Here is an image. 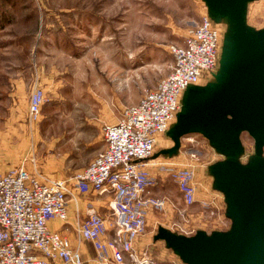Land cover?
<instances>
[{
	"label": "rangeland",
	"instance_id": "374dc122",
	"mask_svg": "<svg viewBox=\"0 0 264 264\" xmlns=\"http://www.w3.org/2000/svg\"><path fill=\"white\" fill-rule=\"evenodd\" d=\"M236 13L239 17V9ZM204 14L207 6L203 0H0V45L5 44L11 52L7 61H33L36 46L52 48L48 56L56 60L59 69V83L48 88L49 100L34 121L23 116L18 108L15 116L10 117L6 103H0V174L23 161L31 165L33 158L36 168L46 177L70 178L74 170L85 167L103 148L102 125L115 122L125 106L136 103L168 73L172 59L169 44L180 41ZM244 21L256 31L264 28V0L246 3ZM217 23L221 26V55L230 25L224 19ZM40 33L44 35L41 38ZM246 36L241 28V44ZM60 51L68 52L69 57H61L57 54ZM219 59L216 71L204 75L198 87L215 81ZM8 88L0 84V99ZM183 96L184 92L181 99ZM14 107H18V101ZM83 129L92 134L90 146L85 143L87 134L80 133ZM237 139L240 149L229 159L216 149L221 143L213 145L211 137L199 129L180 137V159L174 160L176 163L161 159L160 163L193 166L196 201L188 207L175 191L173 197L169 195L172 203L163 211L148 214L146 233L155 236L159 226L185 237L198 232L210 236L215 231H227L231 218L224 214V194L214 187L213 168L235 158L244 166H258L260 162L264 172V146L256 148L246 131H240ZM170 144L171 139L163 136L155 150ZM151 159L147 164L153 162ZM168 180L175 186L169 177ZM94 194V198L103 196ZM82 196L85 195L77 196L79 201ZM203 200L211 201V207L202 208ZM94 204L98 210L110 212L108 203L103 207ZM85 214L86 206L81 216ZM75 215L73 209L74 225L69 222L62 227H70L69 233H74L73 245H88L86 256L92 263L91 244L77 240ZM111 218L109 214L108 226ZM148 248L161 264H187L164 240L154 241Z\"/></svg>",
	"mask_w": 264,
	"mask_h": 264
},
{
	"label": "built area",
	"instance_id": "2783aa9c",
	"mask_svg": "<svg viewBox=\"0 0 264 264\" xmlns=\"http://www.w3.org/2000/svg\"><path fill=\"white\" fill-rule=\"evenodd\" d=\"M220 27L204 14L182 44H169V72L138 102L125 106L115 122L102 125L105 149L82 170L70 178L46 177L33 158L32 168L23 161L0 174V264H82L79 247L48 223H68L69 202L77 203L79 194L90 193L110 196L112 217L108 226L90 201L85 217L77 210V240L91 244L93 264H161L148 249L136 247L146 233L148 214L163 211L169 204L166 197L148 194L156 178L147 168V160L152 157L157 137L174 122L185 89L216 71ZM45 102L44 90L34 86L28 98L27 116L31 121L39 117ZM158 166L175 183L184 204L193 205V166ZM211 203L203 200L201 207L208 209Z\"/></svg>",
	"mask_w": 264,
	"mask_h": 264
},
{
	"label": "water",
	"instance_id": "95a60500",
	"mask_svg": "<svg viewBox=\"0 0 264 264\" xmlns=\"http://www.w3.org/2000/svg\"><path fill=\"white\" fill-rule=\"evenodd\" d=\"M203 1L207 14L215 22L226 20L230 30L224 36L215 81L185 89L177 121L167 130L175 143L169 152L183 134L199 129L213 145L221 143L216 149L232 159L240 149V131L249 133L256 148L264 146V28L256 31L245 25L250 0ZM241 28L247 33L242 44ZM235 160L213 168L214 187L224 194L225 215L231 218L229 230L185 237L160 226L154 236L187 264H264V172L260 162L244 166Z\"/></svg>",
	"mask_w": 264,
	"mask_h": 264
},
{
	"label": "crops",
	"instance_id": "0c3cea01",
	"mask_svg": "<svg viewBox=\"0 0 264 264\" xmlns=\"http://www.w3.org/2000/svg\"><path fill=\"white\" fill-rule=\"evenodd\" d=\"M200 20H201V18H200ZM189 30L190 29H187V31L184 34V36L182 37V39L178 42H175V43L182 44L184 41V38L188 35ZM40 35H41L40 38L44 36V35L42 36V33H40ZM50 49H52V48L43 49V48H38V46H36L35 47V56H34L33 61H29L26 58L24 62L15 63V62H8L7 61L8 56L11 53V52H9L8 46H6L5 44L0 45V81H1V83H4L6 86L9 87L7 90H5L6 91L4 93L5 96L0 99V103H3V104L6 103V105H7L6 110L9 114V116H10V114L12 117L15 116V110H17V108L19 109V111L21 112V114L23 116H27L28 98H29V95H30L31 91L33 90L34 86H39L44 90V93L46 96V101L48 102V100H49L48 93H47L48 88H52L56 84L59 83L58 64H57L55 59H52L48 56L51 53ZM62 50H64V49H62ZM57 54L60 55L61 57L66 58V59L69 57L68 52L64 53L63 51H60V53H57ZM26 55H28V54H26ZM171 63H172V59H171ZM66 71H67V69H66ZM5 99H7V102H5L6 101ZM17 101H18V107H14L16 105ZM105 120H106V118H105ZM20 125H21V123H20ZM20 125H19V128L21 129L22 126H20ZM32 130H34L33 127H32ZM6 131H9V130H6ZM49 131H50V129H49ZM82 131H84V132H80V133L87 134V141L85 143L88 146H90L93 142L92 134L89 133V131L86 133L85 129H83ZM36 133H37V131L34 132V134H36ZM163 136L169 137L172 141V144H170L169 146H166L165 148H158V150H155L156 144L158 143V139L159 140L162 139ZM156 144H155V148H154L152 159H151V161H153V162L149 163L148 167H147L149 169L150 173L156 178V183H155V185L148 188V194L151 196H155V197H166L170 203L171 202L170 196L173 197L176 194V192H178L179 193V195H178L179 199L183 202L182 196H181L177 186L176 185L174 186L172 183H170L166 173L160 171L159 166H158L160 164V162H162L161 159H164V160L167 159V160H172V161L180 159V157H178V152L180 149V139H179L178 147L173 152H169V150L174 147L175 143L172 140V138L169 136L167 131L165 133L160 134L157 137ZM104 149H105V142H104L103 148L98 150V152L92 158H90L89 161L92 160L97 154L102 152ZM35 155H36V153H35ZM35 155L33 154L32 156L35 157ZM89 161H88V163H89ZM176 162L174 161V163H176ZM26 164L28 167L31 168V165L28 162H26ZM178 164H181V163H178ZM83 168H81L77 171L74 170L72 175H74L78 171L82 170ZM51 177H53V176H51ZM91 196H93V197H91ZM94 196H95V194L93 193V194H89L87 196L86 195L82 196L83 199H81V201H79V199L77 198V203L73 202V204H71V202H69V204H68V215H69L68 223L70 222V224L74 225L73 217H71V215L73 214V209H74L76 215H77V210H79V213L81 215V212L84 213L85 206L87 205L88 201H90L92 204L97 203L98 205H102V207H103V204L107 205V203H109V201H110V196L103 195L102 197H99V198H94ZM94 206H95V204H94ZM107 207L110 210L109 213H108V211L106 213L105 211H101V210L97 209L100 212V214L102 216H104L106 219H107L109 214L111 216V209L109 207V204L107 205ZM225 208H226V206H225ZM63 224H64V222H61L59 220H51L48 223L49 227L52 230H57V231L62 232L63 234H66L74 242L75 241V237L73 236L74 233L73 234L69 233L70 227L63 228L62 227ZM230 226H231V223H229L227 230L230 229ZM153 240L158 241V240H162V239H154V235L152 234L150 236V234L147 232L145 235H143L142 237H140L137 240L136 247L139 250L140 249L141 250L148 249L150 251L148 246L154 242ZM87 246L88 245H86V244H82L81 246L79 245V249H80L81 254H82L83 263L92 264L93 262L91 263L89 257L86 256V254H88V247ZM92 251H93L92 256H94L95 252H94L93 248H92Z\"/></svg>",
	"mask_w": 264,
	"mask_h": 264
}]
</instances>
